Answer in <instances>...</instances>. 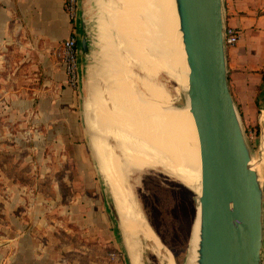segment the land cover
<instances>
[{
  "label": "rangeland",
  "instance_id": "1",
  "mask_svg": "<svg viewBox=\"0 0 264 264\" xmlns=\"http://www.w3.org/2000/svg\"><path fill=\"white\" fill-rule=\"evenodd\" d=\"M119 4V0H81V13L84 12L88 19L90 47L88 54H84L78 39L79 81L77 86H71L77 91L78 105L71 101H58L62 93L58 100L51 96L48 86L43 84L45 72L39 63L29 66L22 64L14 73L6 63L0 74V216L13 203H20L24 208L42 211L50 224L59 227L64 224L78 225L83 243L88 240L82 225L92 215L96 224L107 225L111 241H107L110 245L104 251L111 258L118 253L114 246L116 238L122 249L125 250L126 246L110 187L95 156L90 123L98 116L100 104L106 98L111 97V103H117L125 95L135 97L138 94L134 92L146 93L142 81L144 71L126 49L120 51V39L115 38L117 34L114 30L110 28L111 32L108 33L113 10ZM79 33L82 36V29L78 30ZM62 42L56 47V54L64 66ZM176 75L170 78L160 71L157 80L165 85L166 102L179 108L187 104L188 94L182 75ZM127 79L131 80L130 85ZM131 85L133 90H129L128 86ZM240 117L252 156L257 158L264 134L258 130V124L251 125L245 121L241 112ZM119 119L118 116L117 121ZM121 127L125 132L121 121L116 126L107 122L99 126L97 135L101 147L106 150L105 154L111 156L112 160L115 155L117 162L113 161V166L116 170L118 168L116 177L122 181L119 183L121 187L130 191L125 196L132 202L133 210L135 207L145 215L143 205L146 202V206L153 211L152 201L158 211L153 219L166 239L174 241V238L177 239L173 237L174 230L179 233L183 231L180 246L171 247L159 238L145 215L157 240L137 230V259L140 264H168L169 256L174 255L177 264H186L193 221L192 205H198V194L178 177L162 169L148 168L139 172L136 162L126 156L129 146L119 141V136L123 139ZM260 177L264 187V166L260 170ZM139 210L137 213H140ZM58 234L62 238L68 235L63 229ZM98 240L99 236L96 238Z\"/></svg>",
  "mask_w": 264,
  "mask_h": 264
},
{
  "label": "crops",
  "instance_id": "2",
  "mask_svg": "<svg viewBox=\"0 0 264 264\" xmlns=\"http://www.w3.org/2000/svg\"><path fill=\"white\" fill-rule=\"evenodd\" d=\"M80 4L78 0L72 20L65 0H0V74L6 63L11 73L22 64L39 63L51 96L58 100L62 93L58 101L78 105L77 91L67 83L56 47L71 34L78 35ZM224 5L226 22L241 32L239 41L227 46L230 89L245 121L258 124L264 134V0H225ZM260 150L264 151V141ZM0 218V264H133L117 238L118 253L108 256L107 225L96 224L92 215L82 225L88 240L83 243L78 225L50 224L42 211L20 203H13ZM60 229L68 235L60 237Z\"/></svg>",
  "mask_w": 264,
  "mask_h": 264
},
{
  "label": "water",
  "instance_id": "3",
  "mask_svg": "<svg viewBox=\"0 0 264 264\" xmlns=\"http://www.w3.org/2000/svg\"><path fill=\"white\" fill-rule=\"evenodd\" d=\"M173 1L189 67V110L201 156L195 264H261L264 187L229 85L225 0ZM80 22V49L87 55L84 12Z\"/></svg>",
  "mask_w": 264,
  "mask_h": 264
},
{
  "label": "bare ground",
  "instance_id": "4",
  "mask_svg": "<svg viewBox=\"0 0 264 264\" xmlns=\"http://www.w3.org/2000/svg\"><path fill=\"white\" fill-rule=\"evenodd\" d=\"M119 1V6L113 10L112 23H109L108 33L111 32L110 28L114 30L113 32L117 34L115 38L119 37L120 39L118 44L120 51L126 49L144 71L145 77L142 81L146 93L134 92V90L133 92L138 95L135 97H131L129 94L125 95L117 103H111V97L106 98L107 100L105 99L104 103L100 104L101 110H98V116L92 119L90 123L92 124L90 132L92 133V145L95 156L105 175L106 179H104L110 187L118 212L119 225L126 249L132 263L140 264L137 259V246L135 244V236L139 234L137 230L157 240L154 233L155 230L153 231L152 226V228L149 227L148 219L146 220L145 215L139 209L136 208L137 210H135L134 207L135 211L133 210L132 202H129V199L125 196L130 191L122 188L119 184L122 181L119 177H116L118 168L116 170L113 166V161H116L115 155H113L112 160L111 156H108L107 153L105 154L106 150L104 151L101 147L102 144L97 135L99 126L107 122L112 126H116L121 121L125 127V132H123V127H121L123 139L119 136V141L121 144L126 143L129 146L128 150L127 148L125 149L127 150L126 156H130V158H127L136 162L135 165H138L139 172L148 168L162 169L174 175V177H178L186 185L194 189L199 196L201 194V156L197 128L189 110V97L187 96V104L183 107L176 108L170 105L165 100V85L163 86L157 80V73L160 71L167 74L170 78L175 77L176 74H181L184 88L186 91L188 89L189 67L186 61L181 32L178 29V18L174 1ZM108 20L110 21L109 18ZM108 20L106 21L108 22ZM107 35L109 36V34ZM113 35L109 37L112 38L114 37ZM130 81L128 80L127 84L130 85ZM128 87L129 90L130 88L133 90L132 85ZM118 116L120 117L119 121H117ZM258 153L257 158L253 156V167L258 171L260 177V170L264 166V151L260 150ZM123 164L126 163L123 161ZM126 182L127 180L125 179L124 183ZM198 209L199 204L197 211ZM138 210L140 213H137ZM197 216L198 214L193 223L191 239H189L190 246L186 264H195L197 257L199 234ZM173 256H169L168 264H177Z\"/></svg>",
  "mask_w": 264,
  "mask_h": 264
},
{
  "label": "built area",
  "instance_id": "5",
  "mask_svg": "<svg viewBox=\"0 0 264 264\" xmlns=\"http://www.w3.org/2000/svg\"><path fill=\"white\" fill-rule=\"evenodd\" d=\"M78 0H65V8L73 20L77 15ZM241 37L240 30L226 22L225 26V42L227 46L235 45ZM63 61L65 66V72L67 75V81L70 86H77L79 81L78 72V36L73 33L62 42ZM264 264V248L262 255V262Z\"/></svg>",
  "mask_w": 264,
  "mask_h": 264
},
{
  "label": "trees",
  "instance_id": "6",
  "mask_svg": "<svg viewBox=\"0 0 264 264\" xmlns=\"http://www.w3.org/2000/svg\"><path fill=\"white\" fill-rule=\"evenodd\" d=\"M260 129V127L258 128V130ZM258 130H257V133H258ZM144 202V201H143ZM148 204V203H147ZM151 206H153V211H150V209L146 206V202L144 203V211H145V215L147 217V219L149 220L150 224L152 225V227L155 229V231L157 232V234L160 236V238L166 243L168 244L169 246L171 247H174V248H177L180 246V242L182 241V237H183V231H179L178 230H174V235L173 237H176L177 239H173L174 241H172V239H166L163 231L161 230V228H159L156 224V222L154 221L153 219V215L155 213H158L157 211V206L151 201ZM197 204L194 203L192 205L193 209H192V212H193V221H192V225H191V230L189 232V237H188V240L190 239V236H191V232H192V226H193V223L195 221V218H196V211H197ZM173 214V213H172ZM174 214L176 215L177 213L174 211ZM173 214V215H174Z\"/></svg>",
  "mask_w": 264,
  "mask_h": 264
}]
</instances>
